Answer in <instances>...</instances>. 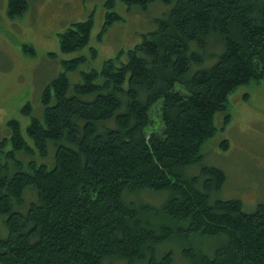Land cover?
<instances>
[{
    "label": "trees",
    "instance_id": "16d2710c",
    "mask_svg": "<svg viewBox=\"0 0 264 264\" xmlns=\"http://www.w3.org/2000/svg\"><path fill=\"white\" fill-rule=\"evenodd\" d=\"M123 1L169 9L77 83L68 73L85 57L65 60L28 124L34 144L9 121L0 264H264V204L215 198L227 173L203 163L230 94L264 80V0ZM106 5L101 33L121 18ZM29 7L8 0L13 18ZM92 27V15L74 21L61 49L88 45Z\"/></svg>",
    "mask_w": 264,
    "mask_h": 264
},
{
    "label": "rangeland",
    "instance_id": "374dc122",
    "mask_svg": "<svg viewBox=\"0 0 264 264\" xmlns=\"http://www.w3.org/2000/svg\"><path fill=\"white\" fill-rule=\"evenodd\" d=\"M107 1L29 0V9L13 18L8 14V0H0V141L11 137L9 121L17 119L23 135L34 144L27 132L28 124L33 115L43 116V88L60 72L67 71L65 60L85 57L68 73L71 83H77L84 71L100 69L105 60L142 41L143 35L155 28L156 19L169 9L162 2L129 6L123 0H113V11L121 18L101 33ZM91 15L88 45L64 52L60 34L74 21ZM93 49L97 50L95 56ZM27 104L31 105V113L23 110ZM227 112L231 115L228 121L226 112L216 115L218 131L203 148V163L219 166L227 173V181L215 198H237L246 210H253L264 204V80L240 85L230 94ZM7 145L10 147V140ZM193 169L197 171L192 167L188 173H197ZM4 233L0 226V237Z\"/></svg>",
    "mask_w": 264,
    "mask_h": 264
}]
</instances>
